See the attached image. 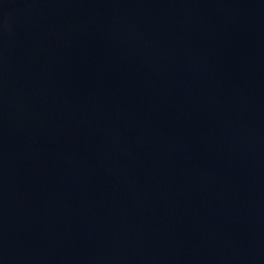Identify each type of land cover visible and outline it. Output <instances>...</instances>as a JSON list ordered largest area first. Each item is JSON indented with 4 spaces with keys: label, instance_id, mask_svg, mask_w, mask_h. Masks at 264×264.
Here are the masks:
<instances>
[{
    "label": "water",
    "instance_id": "95a60500",
    "mask_svg": "<svg viewBox=\"0 0 264 264\" xmlns=\"http://www.w3.org/2000/svg\"><path fill=\"white\" fill-rule=\"evenodd\" d=\"M0 264H264V0H0Z\"/></svg>",
    "mask_w": 264,
    "mask_h": 264
}]
</instances>
